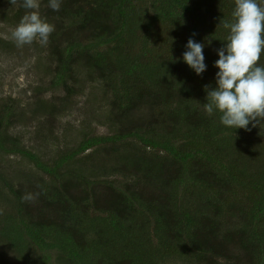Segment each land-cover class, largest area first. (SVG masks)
I'll return each instance as SVG.
<instances>
[{
  "label": "trees",
  "instance_id": "16d2710c",
  "mask_svg": "<svg viewBox=\"0 0 264 264\" xmlns=\"http://www.w3.org/2000/svg\"><path fill=\"white\" fill-rule=\"evenodd\" d=\"M6 1V18L27 10ZM42 3L55 26L51 78L35 88L29 116L55 118L88 75L111 132H85L46 159L16 130L26 109L0 98V155L39 172L19 181L0 166V237L17 264H264L262 120L233 129L204 110L234 0H60L59 11ZM190 38L204 44L199 75L182 58ZM60 87V103L40 94Z\"/></svg>",
  "mask_w": 264,
  "mask_h": 264
},
{
  "label": "rangeland",
  "instance_id": "374dc122",
  "mask_svg": "<svg viewBox=\"0 0 264 264\" xmlns=\"http://www.w3.org/2000/svg\"><path fill=\"white\" fill-rule=\"evenodd\" d=\"M21 3V0H17L14 11L20 7ZM39 3L40 7L37 11L41 18L47 22L51 21L52 18L46 17L41 11L45 4L42 3V0H39ZM7 8V1L0 0V37L7 44L1 45L0 43V98L12 96L20 102L24 110L26 109L25 117L16 126L23 141L44 158L50 159L64 148L75 146L85 132L110 133L111 130L108 126L100 122L102 118L105 120L103 114L107 105L106 101H102L103 93L98 85L99 81L91 80L88 75H84L86 76L85 83L79 93L70 96V98L64 97L65 92L62 87L57 90L48 89L40 93L44 98L54 97L58 103L61 102L60 98L66 99L62 113L56 115L55 118L43 115L34 116L33 114L31 117L29 116L38 97L35 88H39L41 85L43 88L50 86L49 41L46 45L34 41L32 44L18 46L12 37V31L23 15L33 10L27 9L19 17H13L15 13L13 11L14 13L11 12L10 16L6 18L3 15ZM163 38L167 39V36L164 35ZM51 65L53 66V64ZM261 123L264 127V120ZM0 166L7 168L9 173L15 170L19 176H22L19 177V181L36 179L39 174L32 163L19 155H0ZM14 258V252L0 237V262L2 264H17ZM164 264L190 263L178 258L169 259Z\"/></svg>",
  "mask_w": 264,
  "mask_h": 264
},
{
  "label": "clouds",
  "instance_id": "9594fccd",
  "mask_svg": "<svg viewBox=\"0 0 264 264\" xmlns=\"http://www.w3.org/2000/svg\"><path fill=\"white\" fill-rule=\"evenodd\" d=\"M15 5L17 0H9ZM232 22L225 21L229 29L226 43L218 49L219 59L215 66L216 87L205 86L207 95L204 110L212 115L220 113V123L226 127L249 130L250 122L264 120V66H258L264 53V3L261 0H234ZM22 6L33 11L27 12L12 31L18 46L38 41L46 45L55 26L42 19L37 11L39 0H23ZM49 6L59 11L60 0H49ZM183 60L198 75L206 70L203 54L204 44L189 39ZM255 126V124H253ZM27 194L22 199L32 200Z\"/></svg>",
  "mask_w": 264,
  "mask_h": 264
}]
</instances>
